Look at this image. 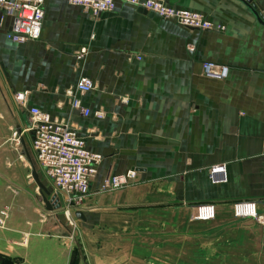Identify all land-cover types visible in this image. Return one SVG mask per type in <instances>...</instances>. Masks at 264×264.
<instances>
[{"label": "crops", "instance_id": "1", "mask_svg": "<svg viewBox=\"0 0 264 264\" xmlns=\"http://www.w3.org/2000/svg\"><path fill=\"white\" fill-rule=\"evenodd\" d=\"M244 1L165 0L213 26L196 31L118 0L97 17L45 0L39 40L13 44L10 22L0 25V114L2 102L11 115L37 108L76 129L101 156L89 186L97 211L141 205L190 218L192 208L213 205V220L186 225L187 238L200 240H185V260L264 264V28L255 15H264V0H249L255 10ZM204 63L227 67V78H205ZM82 76L95 88L80 96ZM70 91L88 117L71 108ZM15 93L26 94V109L17 111ZM215 165L225 166L224 183L209 179ZM128 171L134 184L102 192L106 178ZM247 202L255 218L235 217L234 205ZM25 206L4 225L0 206V264H51L52 242L35 235Z\"/></svg>", "mask_w": 264, "mask_h": 264}, {"label": "rangeland", "instance_id": "2", "mask_svg": "<svg viewBox=\"0 0 264 264\" xmlns=\"http://www.w3.org/2000/svg\"><path fill=\"white\" fill-rule=\"evenodd\" d=\"M19 110L17 104H14ZM8 106L2 102L0 114V206L3 225L8 216L26 210L25 204L33 206L34 233L43 240H50L51 264H222L215 261L185 260L186 225L200 220L193 213H155L153 207L118 206L112 209L96 210L90 193L84 196H58L59 209H54L50 197L51 211L46 210L41 192L31 178V165L21 144L23 140L31 160L35 153L28 135L23 131L28 126L24 114L11 115ZM14 134L16 137L14 138ZM41 183L49 191L45 179L37 169ZM136 179L131 183L134 184ZM124 186L123 188L127 187ZM122 189V188H121ZM114 192V191H113ZM81 213L85 221L75 217ZM214 219V218H213ZM212 219V220H213ZM177 221L178 229L170 225ZM21 222V221H19ZM17 223V222H15ZM2 226V224H1ZM44 228V229H42ZM171 241L177 251H171ZM56 242L57 248L53 244ZM177 242L178 244H175ZM182 244V245H181ZM59 249V251L57 250ZM175 253V254H170ZM41 259V258H40ZM233 264L232 262H225Z\"/></svg>", "mask_w": 264, "mask_h": 264}, {"label": "built area", "instance_id": "3", "mask_svg": "<svg viewBox=\"0 0 264 264\" xmlns=\"http://www.w3.org/2000/svg\"><path fill=\"white\" fill-rule=\"evenodd\" d=\"M72 6L79 7L85 14L97 17L100 14L112 12L115 0H67ZM127 6L150 12L163 20H172L179 26L196 31L211 30L213 26L201 16L176 10L167 6L165 0H118ZM45 15V0H0V25L10 22L6 39L13 44H25L39 40ZM219 30L220 28L217 27ZM87 55V48H80L76 54L77 61H82ZM140 60V57H136ZM203 76L210 80H224L228 76V68L212 63L202 65ZM95 88L93 82L80 77L74 90L78 95H85ZM71 97V108L81 117H88L91 112L83 108L79 99ZM15 103L26 109L25 93L13 95ZM100 119L101 112L93 113ZM33 133L31 141L35 153V164L46 181L51 194L56 197L84 196L89 192L90 182L96 175V169L101 156L90 153L85 148L84 140L65 120L52 117L37 109H28V126L23 134ZM16 134H14V138ZM136 179L135 171L109 176L102 185V192H113L131 184ZM209 179L212 183H224L225 166L215 165L209 169ZM234 216L238 218H255V204L251 202L238 203L233 208ZM196 218L212 220L215 216L213 205H200L196 209Z\"/></svg>", "mask_w": 264, "mask_h": 264}, {"label": "water", "instance_id": "4", "mask_svg": "<svg viewBox=\"0 0 264 264\" xmlns=\"http://www.w3.org/2000/svg\"><path fill=\"white\" fill-rule=\"evenodd\" d=\"M244 2L250 3L249 0L244 1ZM251 8H253V10L256 9L253 4H251ZM255 15L257 16L258 23L264 28V15H262L261 13H255ZM29 137H30L31 141L34 140L33 133H29ZM21 144L25 150V155H26V157H27V159L31 165V178L33 179L34 183L36 184V186L38 187V189L41 192V196L43 198V201L46 204V210L47 211L52 210V208L49 206L50 202H52L54 204V209L58 210L60 206H59V201H58L57 197L54 194H51L50 191H48L47 188L41 183L39 175L37 173L36 164L33 160H31L29 154L27 153L23 140L21 141ZM46 197H50V202L47 201ZM75 217L79 220L85 221V217L81 213H76Z\"/></svg>", "mask_w": 264, "mask_h": 264}]
</instances>
